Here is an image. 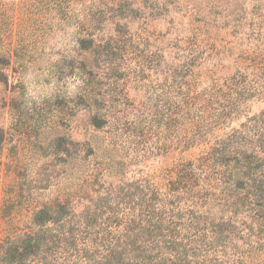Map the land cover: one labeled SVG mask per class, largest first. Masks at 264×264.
Masks as SVG:
<instances>
[{
    "label": "rangeland",
    "instance_id": "1",
    "mask_svg": "<svg viewBox=\"0 0 264 264\" xmlns=\"http://www.w3.org/2000/svg\"><path fill=\"white\" fill-rule=\"evenodd\" d=\"M261 35L264 0H0V243L56 194L88 217L91 227L71 225L85 240L93 195L198 164L208 144L177 142L210 127L176 122L178 93L263 89L223 132L264 113V72H252L261 68L251 56ZM249 207L239 219L264 220ZM249 225L238 221L239 237ZM252 233L233 245L263 253L264 228Z\"/></svg>",
    "mask_w": 264,
    "mask_h": 264
},
{
    "label": "trees",
    "instance_id": "2",
    "mask_svg": "<svg viewBox=\"0 0 264 264\" xmlns=\"http://www.w3.org/2000/svg\"><path fill=\"white\" fill-rule=\"evenodd\" d=\"M263 39L251 53L261 68L252 69L256 75L264 72ZM244 83L247 89L225 84L192 97L178 93L176 122L201 120L210 127L202 141L190 135L177 142L182 151L208 144L198 164L174 166L158 182L144 178L93 195V234L85 240L71 225L91 227L88 217L84 223L75 214L77 203L54 195L34 207L20 227H9L0 243V264H264V251L233 245L251 243L259 235L253 228H264V220L239 219L247 206L264 213V133L257 131L264 113L223 132L243 112V102L263 92ZM145 118L153 124L163 116ZM239 220L250 223L247 237H239ZM69 251L74 254L67 256Z\"/></svg>",
    "mask_w": 264,
    "mask_h": 264
}]
</instances>
